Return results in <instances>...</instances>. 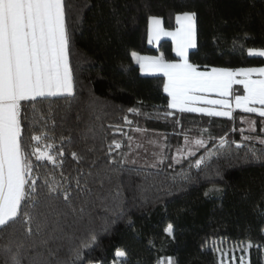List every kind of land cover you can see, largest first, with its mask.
Segmentation results:
<instances>
[{"label": "trees", "instance_id": "trees-1", "mask_svg": "<svg viewBox=\"0 0 264 264\" xmlns=\"http://www.w3.org/2000/svg\"><path fill=\"white\" fill-rule=\"evenodd\" d=\"M60 4L72 92L18 104L28 172L0 225V264H112L118 251V264H218L213 241L248 244L249 264H264V114L171 109L164 76L142 75L132 57L178 60L168 39L149 46L148 22L170 30L188 14L197 70L263 67L250 51L264 50V0ZM139 133L158 146L144 149Z\"/></svg>", "mask_w": 264, "mask_h": 264}, {"label": "rangeland", "instance_id": "rangeland-1", "mask_svg": "<svg viewBox=\"0 0 264 264\" xmlns=\"http://www.w3.org/2000/svg\"><path fill=\"white\" fill-rule=\"evenodd\" d=\"M192 21L191 15H178L175 28L167 30L159 18L149 19V46L157 47L161 40L168 39L178 60L133 54L141 74L164 76L163 90L174 110L227 117L237 108L264 114V68L199 71L187 61L188 52L195 47ZM250 54L264 57V50H251ZM71 92L60 0H0V225L15 216L28 172L17 143L19 102ZM135 141L144 149L159 144L157 139L141 133ZM201 145L197 139L186 141L174 157L192 154ZM37 156L49 159L44 152H38ZM166 232L171 234V228ZM248 247V244L211 242L218 264H249ZM124 258L118 251L112 264Z\"/></svg>", "mask_w": 264, "mask_h": 264}, {"label": "crops", "instance_id": "crops-1", "mask_svg": "<svg viewBox=\"0 0 264 264\" xmlns=\"http://www.w3.org/2000/svg\"><path fill=\"white\" fill-rule=\"evenodd\" d=\"M191 18H192V16H191ZM193 22V21H192ZM19 37L21 36L22 37V34H19L18 35ZM17 39V38H16ZM261 68H264V66L263 67H259L258 69H261ZM139 70H140V67H139ZM140 73H141V70H140Z\"/></svg>", "mask_w": 264, "mask_h": 264}]
</instances>
